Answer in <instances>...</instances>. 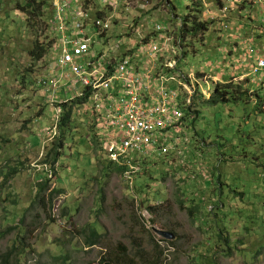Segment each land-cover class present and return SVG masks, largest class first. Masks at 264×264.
<instances>
[{
	"label": "rangeland",
	"instance_id": "rangeland-1",
	"mask_svg": "<svg viewBox=\"0 0 264 264\" xmlns=\"http://www.w3.org/2000/svg\"><path fill=\"white\" fill-rule=\"evenodd\" d=\"M25 1L0 0V264L15 246L13 264H264V79H234L240 92L248 89L239 102L195 95L190 115L169 129L171 149L145 153L138 172L128 174L109 166L90 102H67L71 122L56 126L63 103L52 104L43 83L59 47L41 60L33 53L55 36L47 24L51 0L41 6L43 16L24 13ZM135 1L118 18L133 23L131 33L118 22L109 43L128 40L120 36L127 29L135 41L159 27L173 30L179 67L206 81L211 95L261 54L264 9L256 0ZM188 14L208 30L181 37ZM59 137L64 148L55 158ZM93 225L101 238L89 247Z\"/></svg>",
	"mask_w": 264,
	"mask_h": 264
},
{
	"label": "built area",
	"instance_id": "built-area-1",
	"mask_svg": "<svg viewBox=\"0 0 264 264\" xmlns=\"http://www.w3.org/2000/svg\"><path fill=\"white\" fill-rule=\"evenodd\" d=\"M129 1L135 0H51L47 22L55 32L51 48L55 44L60 52L43 85L52 104L77 97L82 103L90 102L108 159L125 164L126 173L133 174L145 153L166 154L171 149L169 129L178 123L181 109L192 105L198 93L210 98L211 92L202 85L206 81L179 67V48L170 34L173 30L159 27L150 39L142 35L135 41L127 29L120 36L128 40L109 43L112 25L122 23L119 15L128 16L134 8ZM255 3L264 9V0ZM145 6L146 2L139 4ZM262 23L264 37V20ZM122 24L131 33L133 23ZM259 51L260 55L246 61V73L231 74L233 80L264 79V45ZM59 92L64 97L57 99ZM56 110L57 126L62 110Z\"/></svg>",
	"mask_w": 264,
	"mask_h": 264
},
{
	"label": "trees",
	"instance_id": "trees-1",
	"mask_svg": "<svg viewBox=\"0 0 264 264\" xmlns=\"http://www.w3.org/2000/svg\"><path fill=\"white\" fill-rule=\"evenodd\" d=\"M36 2L35 0H26L24 2V4H22V10L24 9V13H28V14H36V15H40L43 16L44 12L42 10L41 6H45L47 5L46 0H42V2H39L38 6L34 3ZM168 2L170 3V1L168 0ZM38 7L41 8V11H38ZM31 19V18H30ZM134 26V25H133ZM208 30V24L206 23V21H201L198 19V16L192 15V14H188L186 15L183 19H182V23L180 26V35L181 37H185L186 34L192 32L194 34L198 33L199 31L201 32H205ZM55 38L50 39L46 44L43 45H38L36 50L33 51L34 55H38L39 59L41 60L43 58V56L46 54V52H48L49 48L52 46L53 42H54ZM39 43V42H38ZM198 76H203V75H198ZM233 88V91H230V89ZM240 90L243 91V87L241 85V83L239 82H235L233 80V78L231 77L227 82L222 83V84H217L214 87L213 93L211 95V97L209 98L208 102L212 103V104H218L220 102L222 103H227L230 101L229 97H232V101L234 102H239L240 100L244 99V96L247 95V91L248 89H245L244 92H240ZM197 96L193 97V104L195 105L196 100H197ZM246 99V98H245ZM248 100V99H246ZM206 101V100H205ZM83 102L82 98H74L72 100L73 104H81ZM73 104H69L67 102H65L63 105L64 109L62 111V116H61V120H60V124H59V128L60 130L66 128L70 122H71V116H72V110H73ZM186 115H190V111H191V105L184 107L181 109L182 115L185 114ZM195 118L193 119L196 120L198 118V111H195ZM186 118L182 117L180 118L179 123H177L176 125H174L173 127H177L180 126L182 124V122L185 120ZM64 141H65V137H59L57 138L54 143H53V149H52V153H54L56 156L55 158L61 154V150L64 148ZM55 161H53L52 167L54 168L55 166ZM112 164H114L113 166L116 167L119 171H125L127 170V166L124 164V166H120L118 164H115L112 160L109 159V166H111ZM6 179H8V177H6ZM47 182L48 180H43L42 184H41V193L42 191H46L47 189ZM53 191L50 192L51 196H53L54 194L58 193V191L56 190L55 193H53ZM39 193V195L41 194ZM90 233L89 235L86 236V242L87 245L89 247H94L95 245H97L99 239L101 238V235L97 232V227L96 225L90 226ZM220 239L222 241H225L226 244H228L230 242V240L228 241V236H226L224 234V232L220 231ZM2 235L5 236V233H3ZM16 246L13 247L8 253H6L3 256V264H13V260H14V254L16 250Z\"/></svg>",
	"mask_w": 264,
	"mask_h": 264
},
{
	"label": "water",
	"instance_id": "water-1",
	"mask_svg": "<svg viewBox=\"0 0 264 264\" xmlns=\"http://www.w3.org/2000/svg\"><path fill=\"white\" fill-rule=\"evenodd\" d=\"M154 232L157 235H159L162 238L167 239V240H172L175 237V235L172 232H169V231H166V230H161V229L154 228Z\"/></svg>",
	"mask_w": 264,
	"mask_h": 264
},
{
	"label": "clouds",
	"instance_id": "clouds-1",
	"mask_svg": "<svg viewBox=\"0 0 264 264\" xmlns=\"http://www.w3.org/2000/svg\"><path fill=\"white\" fill-rule=\"evenodd\" d=\"M64 103H65V102H63V104H64ZM61 114H62V113H61ZM60 116H61V115H60ZM59 122H60V119H59ZM58 125H59V123H58ZM58 125H57V126H58Z\"/></svg>",
	"mask_w": 264,
	"mask_h": 264
}]
</instances>
